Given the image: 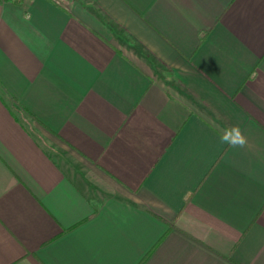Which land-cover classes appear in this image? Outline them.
I'll return each instance as SVG.
<instances>
[{
  "label": "crops",
  "instance_id": "obj_1",
  "mask_svg": "<svg viewBox=\"0 0 264 264\" xmlns=\"http://www.w3.org/2000/svg\"><path fill=\"white\" fill-rule=\"evenodd\" d=\"M0 264H264V0H0Z\"/></svg>",
  "mask_w": 264,
  "mask_h": 264
},
{
  "label": "clouds",
  "instance_id": "obj_2",
  "mask_svg": "<svg viewBox=\"0 0 264 264\" xmlns=\"http://www.w3.org/2000/svg\"><path fill=\"white\" fill-rule=\"evenodd\" d=\"M220 141L228 145L229 148H243L247 144V138L238 125L225 129L223 135L220 137Z\"/></svg>",
  "mask_w": 264,
  "mask_h": 264
},
{
  "label": "rangeland",
  "instance_id": "obj_3",
  "mask_svg": "<svg viewBox=\"0 0 264 264\" xmlns=\"http://www.w3.org/2000/svg\"><path fill=\"white\" fill-rule=\"evenodd\" d=\"M163 75H165L164 78L167 80V82H170L173 87L176 85H179L178 83H176L174 77L171 76V74L169 72H164Z\"/></svg>",
  "mask_w": 264,
  "mask_h": 264
},
{
  "label": "trees",
  "instance_id": "obj_4",
  "mask_svg": "<svg viewBox=\"0 0 264 264\" xmlns=\"http://www.w3.org/2000/svg\"><path fill=\"white\" fill-rule=\"evenodd\" d=\"M5 1H9V2H11V3L14 4V5H18V6H20V5H22L26 0H5Z\"/></svg>",
  "mask_w": 264,
  "mask_h": 264
}]
</instances>
